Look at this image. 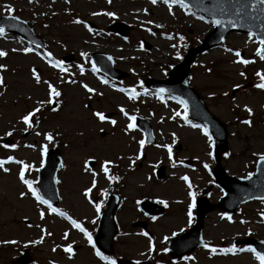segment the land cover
<instances>
[{"label": "rangeland", "instance_id": "1", "mask_svg": "<svg viewBox=\"0 0 264 264\" xmlns=\"http://www.w3.org/2000/svg\"><path fill=\"white\" fill-rule=\"evenodd\" d=\"M6 4L13 6V15L26 20L46 41L47 47L31 46L9 33L0 37V50L7 53L0 58V64L6 66L0 70L4 81V85L0 86V158L12 155L32 164L33 169L26 170L25 178L37 181L38 172L35 169L40 168L39 161L45 158V155L40 156L41 146L47 145V150L59 147L63 156V166L56 178L59 180L60 202L53 207L81 223L93 238L101 218V212H96L94 204L103 206L106 197L102 192L114 183L109 181V173L105 175L102 172L101 164L104 160L111 161L107 167L112 174L118 175L117 180L123 185L117 190L121 195V204L115 217L120 232L115 238L111 255L116 261L129 258L147 259L153 264H259L247 251L217 255L202 247L187 255L194 258L191 260L184 257L172 259L168 251H162L174 237L173 232L177 235L188 230L195 220L194 214L191 224L188 223L189 189L181 177L188 176L194 192L210 188L208 196L212 202H217L223 191L214 184L210 170L215 164V140L210 148L203 132L192 127V124L198 123L189 119L191 123H186L183 115L174 116L175 112L183 113L177 99L170 96L161 98L156 91L147 88L145 94L141 82L148 77L167 78L171 65L179 63L190 46L200 44L213 30L212 20H201L199 17L202 15L179 4H166L164 0H157L156 4H152L151 0H111L110 3L108 0H32L31 3L29 0H0V15H6ZM109 11L114 12L115 17L103 14ZM94 12L101 14L94 16ZM76 19L84 23H75ZM115 21L129 26L128 35H119L108 29ZM85 24L92 28L91 32ZM180 35L185 37L184 41L179 40ZM86 38L89 43L103 46L113 43L119 49L112 52L102 50L100 46L88 50L84 45ZM173 43L177 47L166 51V47ZM24 47L33 51H19ZM258 47L261 45L254 36L249 40L247 34L232 33L221 46L198 55L190 71L192 86L212 112L228 124L229 155H223L222 165L230 174L239 176L251 171L258 158L254 153H264V90L255 87L260 82L255 73L264 74V59L260 58L264 52L258 55ZM226 48L233 51L228 52ZM235 50H239L240 54L243 52L240 58L250 63H234L237 59ZM97 51L111 55L115 67L128 75L116 80L97 68L94 71L90 53ZM177 51L180 52L179 59ZM81 52H87L88 57H82ZM45 53L52 55L49 58ZM68 53L73 54L74 59L65 62L63 56ZM49 59L63 61L67 71L61 72L52 67ZM32 68H37L41 81L47 80L62 95L57 98L60 102L57 111H51L53 105H46L30 118L33 127L25 135V125L20 122V117L37 107L39 101L48 99L46 85L35 83ZM206 69H211V72ZM241 72L244 76L240 75ZM69 80L76 83H68ZM105 80L107 83H103ZM82 84H87L95 92L88 93ZM236 84L240 87L234 88ZM121 88H134L140 95L129 99L126 91H120ZM106 90L109 93H105ZM225 92L227 96L223 95ZM209 93L215 95L210 96ZM245 105L252 109L251 117L244 111ZM120 107L129 115L148 119L157 142H145L141 149L137 142L145 140V134L140 129L136 130L137 127L125 131L129 121L119 111ZM95 111L111 114L107 118L117 123L112 125L99 121L92 115ZM244 119H251V126L242 124ZM8 131L12 132L11 136L5 135ZM44 133H52L53 140L46 141ZM7 137L14 138L11 144H17L16 149L2 147ZM165 144L172 146L171 160L166 148L157 147ZM209 151L212 156L208 155ZM89 157L96 160V166L90 167L91 171L86 170L84 165ZM205 163L209 165L207 169L203 167ZM162 164L166 175L157 180L155 171ZM5 166L10 171L4 173L0 170V264H23L14 260L25 248H29L32 256L28 264H106L95 255L86 237L73 228L66 217L47 211V205L39 204L30 194L21 198L19 192L24 191L25 186L17 177L19 166L13 162ZM92 172L96 173L95 177ZM93 179L95 187L92 186ZM86 188L92 189L87 197L84 195ZM145 197L167 203L164 212L156 219L138 208L137 201ZM41 210L45 212L43 218L39 215ZM221 213L223 211L216 208L205 216L204 236L210 246L229 247L235 239L247 236L264 239V216H261L264 201L245 204L236 215L231 216V221L221 219ZM142 220L147 221V230L133 226L135 221ZM65 232L68 233L67 238L64 237ZM145 232L148 236L143 235ZM165 236L167 240H164ZM149 237L153 244L151 252L148 251ZM33 240L40 242L33 244ZM68 244L72 245L71 255L64 251Z\"/></svg>", "mask_w": 264, "mask_h": 264}, {"label": "water", "instance_id": "2", "mask_svg": "<svg viewBox=\"0 0 264 264\" xmlns=\"http://www.w3.org/2000/svg\"><path fill=\"white\" fill-rule=\"evenodd\" d=\"M185 3L194 10L203 13L207 17L220 19L222 24L216 25L215 29L206 36L202 46H198L195 49L190 50L185 60L171 72L168 80L163 82L148 80L147 85L156 89L164 88L167 90L166 93L169 92L185 99L188 102L191 115L204 122V124H207L213 131L214 135L219 140L224 142L217 149L218 165L214 171L215 176L217 177V183L225 190V195L221 198L217 206L224 209L227 213L232 214L242 203L264 196V162L258 161L255 174L251 175L247 179L237 178L225 174V171L220 165L221 155L219 149H221V151H225L227 149L228 131L226 124L210 113L198 94L191 86L188 85L189 67L196 53L222 43L226 36L232 31L245 33L252 31L258 39L264 38V11H261V9H264V5L257 3L256 6L253 7V0H185ZM242 6L243 10L237 11V9ZM222 8L227 9V11L221 12ZM12 24L16 25V27H9V25ZM233 24L236 26L233 27ZM0 25H3L11 32L21 34L31 42L41 44L40 39L23 20H12L8 17H0ZM118 26L120 25H113L110 28L120 33H128V28L124 31L117 28ZM222 37L223 39H221ZM102 56L105 57L102 53L94 55L101 68L114 75L115 70L111 68V64H106L98 58ZM66 59H68V57H66ZM186 81L187 83H185ZM168 84L174 86L169 87ZM139 125L147 131L148 135L151 134L149 122L140 119ZM60 164L61 154L59 149H51L48 153L44 168L40 170V179L37 184L45 198L51 200L53 203H57L59 199L55 176ZM89 164L94 165L95 162L89 161ZM164 171V167H161L157 171L159 179L164 177ZM119 203L120 197L117 194H113L104 212L100 228L96 236V240L100 247L107 253L113 252V238L118 231L114 220V212ZM140 207L151 216H156L163 212V208L153 202H141ZM214 207L215 205L211 204L205 197L197 200V221L195 226L183 235L174 238L169 244V249L171 250V255L173 257L183 256L202 246L201 240L205 241L203 239L204 216ZM137 224L144 227L147 226L146 222H138ZM236 243H251L259 251L264 252V242L253 238L238 240ZM17 261L25 263L29 262L30 256L28 254V250H26L24 255ZM118 264L136 263L131 260L122 259ZM141 264H149V262L146 261Z\"/></svg>", "mask_w": 264, "mask_h": 264}, {"label": "snow or ice", "instance_id": "3", "mask_svg": "<svg viewBox=\"0 0 264 264\" xmlns=\"http://www.w3.org/2000/svg\"><path fill=\"white\" fill-rule=\"evenodd\" d=\"M29 2L31 3L32 0H29ZM66 2H67V0H66ZM108 2L110 3L111 0H108ZM151 3L152 4H156L157 0H151ZM164 3H166V4H168V3L179 4V5H181V6L185 7V8H188V5L185 3V0H164ZM257 3H259L261 5H264V0H253L252 6L255 7ZM4 10H5V13H6L8 18H10L12 20L19 19L18 17L13 15L14 8H13V6L11 4L4 5ZM242 10H243V6L241 8H239V9H237V11H242ZM144 11L147 12V9H145ZM225 11H227V9H224V8L221 9V12H225ZM261 11H264V9H261ZM100 14L101 13H99V12L92 13V15H94V16L95 15H100ZM103 14L107 15L109 17H115V13L111 12V11L105 12ZM199 19L204 20V17L200 16ZM74 22L75 23H81V24L84 23V21L79 20V19H76ZM148 23L151 24L153 22L152 21H148ZM212 23L214 25H220V24H222V21L220 19L213 18L212 19ZM156 26L157 27H162V25H156ZM235 26L236 25L233 24V27H235ZM9 27H16V25L12 24V25H9ZM45 27H46V25H45ZM85 27L88 29L89 32L92 31V28L88 27L87 24H85ZM4 35H5V27L3 25H0V37H2ZM253 35L254 34H253L252 31L248 32L249 40H252ZM168 38L172 39L171 36H169ZM221 39H223V37ZM179 40L180 41H184L185 37L183 35H180L179 36ZM259 44L261 46H264V38H260L259 39ZM141 47H143L142 44H141ZM171 47L175 49L177 47V45L173 44V45H171ZM225 50L228 51V52H232L233 51L230 48H226ZM12 51L15 52V51H17V49H12ZM19 51H21L23 53H29V52H32L33 49L29 48V47H24L22 49H19ZM256 52H257L258 55H260L261 52H264V47H258L256 49ZM6 55H7V53L4 50H0V58L5 57ZM45 55L50 58L52 54L51 53H45ZM80 55L82 57H88L89 54L87 52H81ZM235 56H236L237 59L235 61H233L234 63H236V62L242 63V64L250 63L249 60L240 58V51L239 50H235ZM176 57L178 59L180 58V52L179 51L176 52ZM260 58L264 59V55H260ZM108 59L112 60V57L109 56ZM49 62L51 63L52 67L60 69L61 72H66L67 71V69L63 66V61H60V60L52 61L51 59H49ZM5 68H6L5 65L0 64V70L5 69ZM92 68L95 71L96 70V65L93 64ZM206 70L211 72V69H206ZM80 71L81 72L84 71L82 66H80ZM31 75L34 77L36 84H40L41 82H43L46 85L48 99L46 101H39L38 104H37V107L33 108L31 111H28L25 115H22L20 117V122H22V124L25 125V127L23 129V131H25V132H27L29 129H31L33 127V124L31 122L30 118H32L35 113L39 112L42 107H44L46 105L50 106V105L55 104L56 106L52 107L51 111H53V112L57 111V109H58V107L60 105V102H59V100L57 98H59L62 95L61 91L58 90L55 86H53V84H51L47 80L41 81V78L37 74V70L35 68L31 69ZM240 75L244 76V73L241 72ZM255 75L260 80V82L257 83L255 85V87L258 88V89L264 90V74H261V72L257 71L255 73ZM67 82L68 83H76V81H74V80H69ZM103 83H107V80L103 81ZM185 83H187V81ZM3 85H4L3 77L0 76V86H3ZM82 87L88 93H94L95 92V89L89 87L87 84H82ZM141 87H143V82H141ZM233 87L234 88H239L240 85L236 84V85H233ZM120 91L121 92H125L126 91L129 99H135L137 96L140 95V93H138L134 88H130V89H127V90H125L124 88H121ZM143 91L145 92V94L148 92L147 89H143ZM166 91L167 90L164 89V88H159V89L156 90V95L162 98ZM209 95L210 96H214L215 93H209ZM223 95L227 96V93L225 92V93H223ZM172 98L177 99L178 103L180 104V106L183 109V113L175 112L174 116L179 117V116L183 115V118H184L185 122L186 123H191V121L188 120V102L185 99L180 98V97H172ZM119 111L125 117H127L128 121H129L127 123V125H126L125 131L128 132L130 130L135 129L137 127V125L135 123L136 116L135 115H129V113L127 111H125V109L123 107H120ZM244 111H246L248 113L249 117H251L252 114H253L252 109L250 107H248L247 105L244 106ZM92 115L94 117L98 118V120L101 121V122L107 121L108 123H110L112 125H115L117 123L116 120H114V119L113 120H109L106 117V115L103 112H100V111H95V112L92 113ZM241 123L244 124V125H247V126H251L252 121H251V119H244V120L241 121ZM192 127L193 128H198V129H200L203 132V135L207 138L209 147L211 148L212 145H213V136L209 132L208 125L207 124H204V125L192 124ZM101 131H103V129H101ZM5 135L6 136H11L12 132L8 131V132L5 133ZM37 135H40V133H37ZM44 139L46 141H52L53 140L52 133H44ZM137 143L140 146V148L143 149V147L145 145V140L144 139H140ZM2 147L5 148V149H16L18 147V145L15 144V143H13V144L5 143V144L2 145ZM28 147H32V145H28ZM157 147L166 148L168 150L169 159L171 160L173 153H172V146L170 144L157 145ZM46 152H47V145H42L41 148H40V156L43 157ZM208 155L212 156L213 153L211 151H209ZM224 155L227 157L229 155V153H224ZM254 155H258L259 161L264 162V153H259V154L254 153ZM92 159H94V158L93 157H89L88 159H86L84 161L85 169L88 170V171H91V168L89 167V161L92 160ZM137 159H139V156H137ZM9 162H13V163H15V164H17L19 166L17 177H18V180L21 182V184L25 186V190L19 192V196L21 198H23L26 195L30 194L32 197L35 198L36 201L39 202V204L47 205V211L52 212V213H57L61 217H66L71 222V226L73 228H75V229H78L84 235V237H86L87 243L92 246V248L95 250V255L97 257H99L100 260L105 261L106 264H117V261L113 257L105 255L96 246V244L93 241L92 234L89 231H87V229H85L77 220L72 219L70 216H68L67 213L61 211L59 208L53 207L51 200L46 199L45 196L41 194L40 189L37 188L36 186H34L36 184L35 180L26 179L25 178L26 170L33 169V165L32 164L26 163L24 160H19V159H16L14 156L9 155L6 158H0V170H2L4 173H8L10 171V169L5 166ZM39 164H40V168L44 167L43 158L40 159ZM109 164H111V161H109V160H104L102 162V164H101V170H102V172L105 175H107L108 172H109V168L107 167V165H109ZM173 166H175V164H173ZM203 167L205 169H207L209 167V165L207 163H205L203 165ZM39 170H40L39 168L35 169V171H37V172H39ZM92 175H93V177H95L96 173L92 172ZM249 175H251V174H249ZM243 178L247 179L248 177H243ZM108 179H109V181H111V180L117 179V177L108 176ZM181 179L187 183V186H188V189H189L187 195L190 198V202L187 205V218H188V223L191 224V222L193 220V209L196 207V193L191 190L193 186L189 182V178H188L187 175L181 177ZM56 183H59V180H56ZM95 183H96V181H95V179H93V181H92V186L93 187H95ZM91 190H92L91 188H86L85 191H84V195L87 197L89 195V193L91 192ZM102 195H107V193L106 192H102ZM260 199L262 201H264V196H261ZM89 202L91 203V201H89ZM158 202L161 203V204H164L165 207H167V203L165 201L160 200ZM94 207H95L96 212L99 213L100 209H101V204L100 203H95ZM39 215H40L41 218H43L44 215H45V212L43 210H41L39 212ZM220 216H221V219L227 218L229 221H231V219H232L231 215L228 214L227 212L221 213ZM261 216H264V213H261ZM152 219H156V218L153 217ZM243 222L244 221H241V223H243ZM29 226H31V225H29ZM180 231H183V229H181ZM48 235H50V233H48ZM143 235L144 236H148V233L145 232V233H143ZM172 235L175 236L176 233L173 232ZM67 236H68V233L65 232L64 233V237L67 238ZM42 239H43V237L40 238V240H42ZM167 239H168V237L165 236L164 240H167ZM38 242H40V241H37V240L31 241V243H33V244L38 243ZM4 243H16V242L15 241H4ZM201 244H202V246L205 249H209L211 253H216L217 251H219L220 253H233L234 254V253H237V252H241L242 253V252L247 251V252H250L255 257V259L259 262V264H264V252L257 251L251 245H249L247 248H244V247H237L236 244H232L229 247H221V248L217 249L216 247H210V245L207 242L203 241V240H201ZM152 250H153L152 239H151V237H149L148 251L151 252ZM53 251H55V249H53ZM64 251L66 253H68L69 255H71L72 251H73L72 245L68 244L64 248ZM162 251L167 252L168 249L164 248V249H162ZM183 259L191 260V259H194V258L185 256ZM136 264H140V261L137 260ZM157 264H159V262H157Z\"/></svg>", "mask_w": 264, "mask_h": 264}, {"label": "bare ground", "instance_id": "4", "mask_svg": "<svg viewBox=\"0 0 264 264\" xmlns=\"http://www.w3.org/2000/svg\"><path fill=\"white\" fill-rule=\"evenodd\" d=\"M92 21V20H91ZM89 40L86 38L85 39V46L86 47H88L87 49L88 50H94L93 48H97V47H100L101 46V48H102V50H106V51H116V49H119V48H117V45L116 44H106V45H99V44H97V43H89L88 42ZM118 46H121L120 44L118 45ZM105 93H109L107 90L105 91Z\"/></svg>", "mask_w": 264, "mask_h": 264}, {"label": "flooded vegetation", "instance_id": "5", "mask_svg": "<svg viewBox=\"0 0 264 264\" xmlns=\"http://www.w3.org/2000/svg\"><path fill=\"white\" fill-rule=\"evenodd\" d=\"M13 140V139H12Z\"/></svg>", "mask_w": 264, "mask_h": 264}]
</instances>
